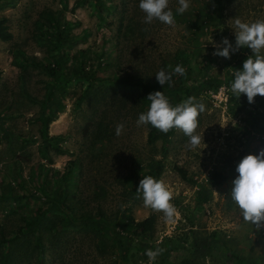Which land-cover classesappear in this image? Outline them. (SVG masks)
I'll return each instance as SVG.
<instances>
[{
  "label": "rangeland",
  "instance_id": "obj_1",
  "mask_svg": "<svg viewBox=\"0 0 264 264\" xmlns=\"http://www.w3.org/2000/svg\"><path fill=\"white\" fill-rule=\"evenodd\" d=\"M206 1L189 0L179 14L178 0H169L175 19L169 26L155 19L146 24L140 0H0V20L11 34L0 41V239H15L16 264H264V229L244 222L230 197L239 162L264 150V97L249 104L231 91L229 76L243 69L251 49L230 59L213 55L225 38L235 47L234 19L264 21V0ZM177 60L185 76L173 75L170 86L190 90L171 94L170 104L195 97L205 105L196 130L204 143L196 149L179 129L168 141L149 144L148 125L136 123L150 101L131 83L161 86L155 75L172 72ZM60 64L96 81L87 89L70 83L53 90V121L42 134L39 115L51 80L39 67ZM212 80L217 88L207 84ZM155 164L158 181L172 193L173 222L136 198ZM214 173L225 177L217 186L209 182ZM40 188L74 194L65 199L74 204V219L99 216L120 232L123 224L152 217V229L143 237L122 232L131 246L125 262L111 237L66 223L60 212H48L31 231L29 221L47 205ZM156 248L165 251L150 261L145 253Z\"/></svg>",
  "mask_w": 264,
  "mask_h": 264
},
{
  "label": "clouds",
  "instance_id": "obj_2",
  "mask_svg": "<svg viewBox=\"0 0 264 264\" xmlns=\"http://www.w3.org/2000/svg\"><path fill=\"white\" fill-rule=\"evenodd\" d=\"M177 12L183 14L189 7V0H178ZM139 8L146 14L144 22L151 24L153 20H159L166 25H174L173 12L169 9V0H140ZM235 47L225 38L220 45H216L213 55L230 59L241 48L251 49L253 55L243 62L242 70L234 71V82L231 91L238 99L246 95L248 103L252 104L255 97H264V21L245 23L240 19H234ZM254 57V58H253ZM185 75V69L177 65L172 72L159 71L155 77L157 82L164 86L170 84L172 76ZM150 107L146 113H141L136 121L137 126L150 124L160 132L167 134L172 129L182 130L188 137V147L196 149L203 138L196 134L198 128V116L205 111L203 103H197L195 97H189L176 106H172L162 92H154L148 95ZM124 125L116 126V135L123 131ZM235 171L238 176L232 181L230 192L231 200L241 210L243 221L251 224L257 232L264 229V150L258 155H247L237 165ZM136 198L143 199L145 207L153 211L162 212L164 219L173 222L177 215L175 206L170 203L172 193L167 189L163 181H158L152 176L141 179L136 190ZM165 250L149 249L146 255L150 261L163 254Z\"/></svg>",
  "mask_w": 264,
  "mask_h": 264
},
{
  "label": "trees",
  "instance_id": "obj_3",
  "mask_svg": "<svg viewBox=\"0 0 264 264\" xmlns=\"http://www.w3.org/2000/svg\"><path fill=\"white\" fill-rule=\"evenodd\" d=\"M210 1L211 3L218 4L221 2V0H207ZM206 1V2H207ZM209 3V4H211ZM209 4L205 5L206 9L204 10V15H206L207 10H209ZM208 8V9H207ZM205 19V17H204ZM203 18L201 19L202 26L204 24H210V17L209 20H204ZM49 23L54 25L51 20H49ZM5 24V19L0 20V41L2 42H7L11 40V34L8 32L7 27L4 25ZM205 26V25H204ZM210 28V27H209ZM55 35H56V40L55 44L52 46L57 52L62 49L61 44H60V29L58 26V23H55ZM179 60L173 63V66L170 68L172 71L175 69L177 65H179ZM182 63V62H181ZM183 64V63H182ZM54 68H50L49 65H43L40 66V69H45L50 77L51 80V85H50V90L48 91V94L45 98L44 104L41 106V112L39 115V123H41V128H42V134L45 129V127L53 121L52 117V112L50 111V106L52 103V98L54 94L52 93L53 90L56 92L60 93L65 90V88L70 84V83H77L80 84L81 87H84L85 89L89 88L93 82H95V78H91V74L87 73L84 69H71L68 70V68L64 64L60 65H54ZM181 76V75H180ZM185 76V75H183ZM235 76L230 75L229 76V81L234 82ZM122 83H127L126 81L120 80ZM134 86L142 88L147 92V94H151L154 92L159 91L161 86H158L156 84H149L146 85L144 82L140 81H134L133 83ZM171 84V83H170ZM170 84H166L163 87H161V90L164 91L166 94L167 99H170L171 94H178L180 91H186V94L188 95V91L190 88H185V87H178L177 85L170 86ZM209 84V87L211 89L217 88L219 86V82L216 80H212L210 82H207ZM173 106V105H172ZM149 109V107H148ZM147 109V111H148ZM146 111V112H147ZM47 112L51 113V115H47ZM145 112V113H146ZM148 133H147V143L153 144L158 140L162 141H168L170 137L174 134L175 129L170 130L167 134H164L148 124ZM44 136V135H43ZM42 157H44L45 149H42L41 151ZM147 174L145 176H152L154 179L158 180L160 173H161V168L160 166L152 165L148 168ZM180 172V171H179ZM225 180L224 175L221 173H214L210 179L209 182L212 186H217L219 185L222 181ZM62 190V189H61ZM64 190V189H63ZM40 191L42 195L45 197V202H47L46 207L43 209H37V214L35 217L29 221V226L27 228L31 231H38V227L42 224L41 222L47 220V213L50 212H60L66 215L67 221L68 222H74L78 223L79 226H82L83 228H91L95 232H98L102 235H105L107 237H111L117 247H118V256L121 262H125L127 259V254L129 253L131 246L126 245L125 243V238L122 232L130 233L135 237H143L145 234L149 233L152 229L153 225V219L152 217H148L143 219L142 221L139 222H131V223H126L121 226V231H114L112 227L107 225L104 220H102L99 216L95 217H82L80 216V219H74V204H65V199L66 197H69L70 200H73L74 194H64L62 193V196L58 195L56 191H49L48 193H45L43 189L40 188ZM58 196V197H57ZM25 199H31L32 196L28 195V197H22ZM76 220H78L76 222ZM14 240H7V239H0V264H16L19 263V256L18 254H15V247L12 245L14 244Z\"/></svg>",
  "mask_w": 264,
  "mask_h": 264
}]
</instances>
